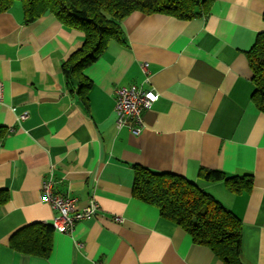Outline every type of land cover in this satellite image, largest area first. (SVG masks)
Here are the masks:
<instances>
[{
	"label": "crops",
	"instance_id": "obj_1",
	"mask_svg": "<svg viewBox=\"0 0 264 264\" xmlns=\"http://www.w3.org/2000/svg\"><path fill=\"white\" fill-rule=\"evenodd\" d=\"M122 27L125 45L110 43L84 72L86 107L62 71L84 33L53 15L26 24L16 6L0 13V264H224L134 198L135 166L212 195L242 223V263L264 264V114L247 57L264 32V0H214L190 21L135 12ZM131 85L158 94L140 136L116 126V90ZM202 169L251 175L252 188L233 193ZM51 175L79 208L94 199L100 209L70 234L53 229L48 257L15 250L17 232L52 225L41 199Z\"/></svg>",
	"mask_w": 264,
	"mask_h": 264
},
{
	"label": "trees",
	"instance_id": "obj_2",
	"mask_svg": "<svg viewBox=\"0 0 264 264\" xmlns=\"http://www.w3.org/2000/svg\"><path fill=\"white\" fill-rule=\"evenodd\" d=\"M214 0H0V13L21 5L25 23L53 15L63 25L84 33L83 47L64 62L67 85L80 102L89 106L92 82L84 75L115 42L125 45L122 22L135 12L167 15L190 21L207 15ZM253 72L252 100L264 114V32L247 53ZM133 196L159 209L161 216L185 230L194 243L210 248L224 264H243L242 223L212 195L186 178L173 173H157L135 166ZM200 176L212 182L224 181L233 193L252 188L251 175L227 176L202 169ZM8 197L3 199L6 202ZM52 226L34 224L17 232L11 247L39 257L52 251Z\"/></svg>",
	"mask_w": 264,
	"mask_h": 264
},
{
	"label": "built area",
	"instance_id": "obj_3",
	"mask_svg": "<svg viewBox=\"0 0 264 264\" xmlns=\"http://www.w3.org/2000/svg\"><path fill=\"white\" fill-rule=\"evenodd\" d=\"M3 91L4 87L0 82V103L3 99ZM116 95L117 128L127 127L133 135L140 136L144 128V112L156 103L158 94L154 89L144 90L138 85H131L117 89ZM26 118L27 115H23L19 120L23 121ZM41 199L54 211L51 226L55 231L64 234H70L78 223L91 219L100 209L94 199H90L85 206L79 208L77 199L56 192L53 175L44 182Z\"/></svg>",
	"mask_w": 264,
	"mask_h": 264
},
{
	"label": "rangeland",
	"instance_id": "obj_4",
	"mask_svg": "<svg viewBox=\"0 0 264 264\" xmlns=\"http://www.w3.org/2000/svg\"><path fill=\"white\" fill-rule=\"evenodd\" d=\"M16 7H17V9H19V10H22V7H21V5H19V4H16Z\"/></svg>",
	"mask_w": 264,
	"mask_h": 264
}]
</instances>
